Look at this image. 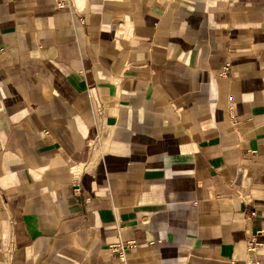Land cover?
Returning a JSON list of instances; mask_svg holds the SVG:
<instances>
[{
	"label": "crops",
	"instance_id": "crops-1",
	"mask_svg": "<svg viewBox=\"0 0 264 264\" xmlns=\"http://www.w3.org/2000/svg\"><path fill=\"white\" fill-rule=\"evenodd\" d=\"M256 261L264 0H0V264Z\"/></svg>",
	"mask_w": 264,
	"mask_h": 264
},
{
	"label": "built area",
	"instance_id": "built-area-1",
	"mask_svg": "<svg viewBox=\"0 0 264 264\" xmlns=\"http://www.w3.org/2000/svg\"><path fill=\"white\" fill-rule=\"evenodd\" d=\"M71 0H54V5L58 9H62L66 6L70 5ZM119 248L120 246H111V252L112 253H119ZM249 252H252V249H249ZM120 257L122 256V253H119ZM253 264H259L257 261L254 262Z\"/></svg>",
	"mask_w": 264,
	"mask_h": 264
}]
</instances>
